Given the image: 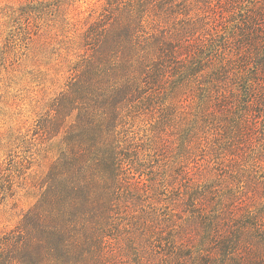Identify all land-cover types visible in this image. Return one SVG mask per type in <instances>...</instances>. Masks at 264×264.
<instances>
[{"label":"trees","instance_id":"16d2710c","mask_svg":"<svg viewBox=\"0 0 264 264\" xmlns=\"http://www.w3.org/2000/svg\"><path fill=\"white\" fill-rule=\"evenodd\" d=\"M218 1L109 0L102 8L42 124L47 136L63 131L60 156L40 182V200L0 233V264L151 263L157 247L156 264H264V200L253 204L235 176L177 191L168 182L163 192L146 190L156 205L150 211H129L139 202L127 170H147L140 145L124 130L128 104L199 98L201 117L217 121L237 111L249 66L264 74V10L251 4L243 12L238 0L229 8ZM221 16L231 18L230 36L220 29ZM213 38H230L221 48L237 44L238 53L220 59ZM255 88L248 98L261 107L264 93ZM219 143L208 145L223 149Z\"/></svg>","mask_w":264,"mask_h":264},{"label":"rangeland","instance_id":"374dc122","mask_svg":"<svg viewBox=\"0 0 264 264\" xmlns=\"http://www.w3.org/2000/svg\"><path fill=\"white\" fill-rule=\"evenodd\" d=\"M108 1L0 0V233L14 229L41 198L40 182L59 158L64 137L63 131L47 136L43 121L66 89L71 66L83 52L85 32ZM238 1L243 12L251 4L264 10V0ZM231 3L219 0L218 6L229 8ZM222 18L220 29L230 36L231 18ZM213 39L222 51L220 59L238 53L237 44H229L226 51L221 48L230 38ZM249 68L245 71L249 82L240 88L242 101L233 105L237 111L217 121L201 117L199 98L175 103L179 99L170 102L145 95L128 104L123 112L124 130L140 145L138 156L145 160L147 170L144 174L127 170L133 197L139 202L129 210L131 214L134 210L146 213L156 206L144 195L150 188L160 193L170 182L177 191L215 176H235L236 186L251 190L253 204L264 200V105L256 107L248 98L251 86L262 96L264 74L256 75L253 65ZM74 118L75 114L67 124ZM213 123L221 125L219 131L212 128ZM216 138L223 149L211 150L208 144ZM152 249L156 261L138 264L160 261L158 247Z\"/></svg>","mask_w":264,"mask_h":264}]
</instances>
